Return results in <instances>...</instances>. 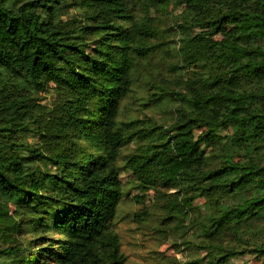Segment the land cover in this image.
Masks as SVG:
<instances>
[{"label": "trees", "instance_id": "1", "mask_svg": "<svg viewBox=\"0 0 264 264\" xmlns=\"http://www.w3.org/2000/svg\"><path fill=\"white\" fill-rule=\"evenodd\" d=\"M171 1L82 0L63 20L64 0H0V221L14 234L25 216L40 242L32 247L42 245L22 257L13 242L7 264H124L113 231L129 195L123 172L137 191L166 196L169 217L197 219L198 248L213 249L207 264L246 251L230 240L264 232V0H184V37L169 49L151 11ZM168 50L176 61L153 70L159 81H144L139 105L167 106L171 119L125 115L138 69ZM38 73L65 94L51 107L32 102ZM221 129L246 164L204 167L203 147Z\"/></svg>", "mask_w": 264, "mask_h": 264}, {"label": "rangeland", "instance_id": "2", "mask_svg": "<svg viewBox=\"0 0 264 264\" xmlns=\"http://www.w3.org/2000/svg\"><path fill=\"white\" fill-rule=\"evenodd\" d=\"M64 2L57 8L58 15L63 20L78 17L83 8L80 6L82 0H64ZM189 13L184 0H174L164 7L151 11L155 22H158L159 25L160 40L175 42V44L168 45L169 49L177 46L180 38L184 37L179 34L177 25ZM196 32L198 31H192L191 35ZM170 52V50L160 52V55L151 61L153 65L150 69H143V67L138 69L137 82L132 87L133 91L122 102V111L125 115L130 114V116H135L144 121L149 120V122H154L157 125H165L171 119L172 115L167 106H152L145 110L139 105L145 102L140 99L145 96L144 90L147 88L144 86V81L149 80L154 83L159 81L153 70H159L166 63L176 61V57H172ZM36 79L42 83V87L33 93V103L51 107L58 98L65 96L64 93L60 94V91L55 89L53 82L46 73H38ZM200 132L201 130H197L195 134L198 136ZM216 134L219 137V143L203 147L205 150L204 167L206 169L216 168L225 162L247 163L244 150L229 143L227 138L231 135L230 129H221ZM35 140L31 136L27 139L29 143H33ZM137 146L138 144L131 143L128 148L122 150V153L132 152ZM50 167L47 166V168ZM129 177L130 175L126 172L120 176L121 182L124 184V191L125 193L129 192V195H124L121 198L113 224V231L120 242V250L125 256L124 264H191L194 260H199V264H207L211 260L213 249L198 248L199 245L206 243V239L201 237L199 231L193 227V223L197 219L190 217L187 221L186 218L181 220L176 217H169L163 208L167 199L166 196H155L151 190L144 193L137 191L127 184ZM169 192L172 193L173 191ZM204 203V199L198 197L193 206L203 210ZM10 209L12 210L13 207L11 206ZM4 221H0V264L10 262L11 259L7 254H4V250L13 242L18 243L22 257H26L28 250L33 248V250H37L40 246L42 247V245L32 247L33 244H40V242L35 239L28 218L23 215L17 217L16 221L19 223V227L14 234L2 230L6 225ZM56 237V235L53 236L54 239ZM227 244L238 248V250L245 249L246 251L239 255L230 256L223 264H264V254L253 251V248H264V232L254 231V233L246 234L236 241L230 240ZM209 251L210 253H207ZM32 258L30 255L29 262H33ZM48 264L55 263L51 259Z\"/></svg>", "mask_w": 264, "mask_h": 264}]
</instances>
